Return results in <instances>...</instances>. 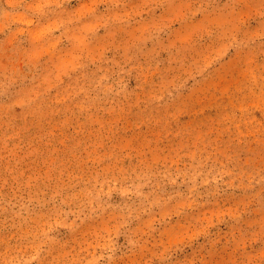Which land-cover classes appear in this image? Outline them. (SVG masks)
<instances>
[{"label": "rangeland", "instance_id": "1", "mask_svg": "<svg viewBox=\"0 0 264 264\" xmlns=\"http://www.w3.org/2000/svg\"><path fill=\"white\" fill-rule=\"evenodd\" d=\"M0 264H264V0H0Z\"/></svg>", "mask_w": 264, "mask_h": 264}]
</instances>
